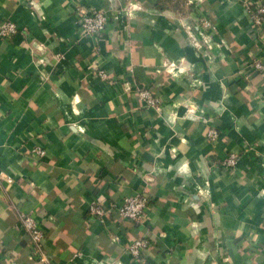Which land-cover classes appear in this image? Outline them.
Here are the masks:
<instances>
[{
    "label": "crops",
    "instance_id": "obj_1",
    "mask_svg": "<svg viewBox=\"0 0 264 264\" xmlns=\"http://www.w3.org/2000/svg\"><path fill=\"white\" fill-rule=\"evenodd\" d=\"M80 8L108 11L101 37L82 35ZM202 17L215 31L197 47L186 27ZM2 20L18 32L0 39V264H264V26L244 0H0ZM137 194L144 224L90 213Z\"/></svg>",
    "mask_w": 264,
    "mask_h": 264
},
{
    "label": "built area",
    "instance_id": "obj_2",
    "mask_svg": "<svg viewBox=\"0 0 264 264\" xmlns=\"http://www.w3.org/2000/svg\"><path fill=\"white\" fill-rule=\"evenodd\" d=\"M109 1H111V5H113L120 0ZM244 6L248 15L252 19L254 27L261 29L264 26V2L244 0ZM133 8L134 5L131 2L122 3L119 12L130 16ZM78 13L80 17L79 28L84 37L98 38L106 31L109 23V14L105 9L80 8L78 9ZM186 28L195 46L201 47L202 44H206L208 46L212 45V34L215 31V25L208 17H202L197 21L194 27L187 26ZM17 32L18 27L14 22L10 20L0 21V39H11L15 34H17ZM252 64L257 71L264 70V64L262 61L253 59ZM99 74L102 78H106V74L103 71ZM125 86L127 90L131 89L130 84L126 83ZM136 92L140 99L144 101L148 107L160 110L161 107L159 100L154 96L151 90L147 88H138ZM206 136L210 141L216 142L220 137V133L215 128H209L206 132ZM43 154L44 152L41 150L36 151L37 156H42ZM225 164L229 167L236 166L237 155H230ZM1 176L2 174L0 173V177ZM12 181V179L8 178L9 183ZM151 208L152 198L147 194H137L125 198L121 206L112 205V207H104L96 202H93L90 207V213L101 222H103L108 216L116 213L124 219L144 224L149 219V211ZM19 229L23 236L27 239L32 257H35L40 262L48 263L49 260L46 257L44 249L46 238L45 230L33 213H19ZM149 246L150 241L146 238H141L132 242L128 246V250L132 257L140 258L143 251L148 249Z\"/></svg>",
    "mask_w": 264,
    "mask_h": 264
}]
</instances>
